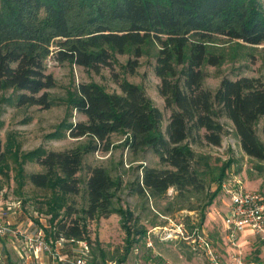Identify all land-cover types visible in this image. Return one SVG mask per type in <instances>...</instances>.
<instances>
[{
	"label": "trees",
	"instance_id": "16d2710c",
	"mask_svg": "<svg viewBox=\"0 0 264 264\" xmlns=\"http://www.w3.org/2000/svg\"><path fill=\"white\" fill-rule=\"evenodd\" d=\"M260 44L261 0H0V91L13 90L16 106L54 105L47 91L56 85L46 70L51 55L98 71L112 68L116 55L128 54L125 69L134 73L139 58L150 52L159 94L170 110L162 130V112L142 87L118 76L120 93L93 82L78 83L69 104L83 119L69 125V135L84 142L35 154L43 172L30 174L29 181L40 191L51 189L46 202L56 210L65 195L79 192L83 156L101 145L108 150L111 134L124 133L132 150L147 148L165 166H142L139 193L157 198L173 187L202 194L207 159L197 156L191 143L219 146L221 118L231 122L247 155L264 160V83L254 77H225L215 91L204 87L206 66L219 67L243 57L239 49ZM116 185L106 167H91L86 205L75 218L59 222L57 234L85 240L88 220L121 214L113 200ZM70 215L67 206L65 217Z\"/></svg>",
	"mask_w": 264,
	"mask_h": 264
},
{
	"label": "rangeland",
	"instance_id": "374dc122",
	"mask_svg": "<svg viewBox=\"0 0 264 264\" xmlns=\"http://www.w3.org/2000/svg\"><path fill=\"white\" fill-rule=\"evenodd\" d=\"M241 51L244 54L241 58L228 60L219 67L206 66L204 87L215 91L225 77H254L264 83V44L247 46L239 49ZM129 58L128 54L116 55L112 68L102 66L95 71L67 61L58 62L51 55L46 60V70L53 75L56 85L47 90L54 100V105L47 109L36 105L18 107L13 90L0 91V207L4 220L12 216L24 221L20 227L11 224L15 235L0 239V264H19L13 246L20 251L24 230L30 233L41 229L45 240L51 241L52 248L60 254H80L78 250L82 245L77 242L66 241L62 247L54 243L59 237L58 223L75 218L86 205L85 184L93 166L106 167L115 179L113 200L121 214L113 213L87 221L85 242L89 248V264H203L204 256L192 250L190 240L194 228L203 231L219 253H224L226 248L222 219L227 197L221 190L222 183L239 180L246 189L264 193V160L247 155L231 122L221 118L224 133L219 146L203 140L191 143L194 153L207 159L204 193L180 192L173 187L157 198L139 193L136 186L142 166H165L147 148L132 150L128 145V134L113 133L108 150L101 145L98 150L83 156L77 173L79 192L65 195L57 205L60 207L50 210L48 205L51 203L46 202V198H50L51 189L40 191L28 176L43 172L33 159L35 154L66 150L84 142L69 135V125L83 119L82 115L71 110L69 104L78 83L93 82L108 92L120 93L118 76L142 87L152 104L161 110V128L165 129L170 110L165 108L158 91L160 80L153 71V53L139 58L134 73L125 69ZM259 127L256 133L261 137ZM198 166L204 169L202 164L198 163ZM67 206L71 215L65 217ZM244 250L250 259L256 260L258 256L264 261L262 245L256 243L244 247Z\"/></svg>",
	"mask_w": 264,
	"mask_h": 264
},
{
	"label": "built area",
	"instance_id": "2783aa9c",
	"mask_svg": "<svg viewBox=\"0 0 264 264\" xmlns=\"http://www.w3.org/2000/svg\"><path fill=\"white\" fill-rule=\"evenodd\" d=\"M221 190L227 197L222 219L225 252L219 253L212 240L203 231L200 232L199 228H194L192 232V250L204 256L203 264H264L260 259H250L244 250V247L256 243L264 247V193L246 189L239 180L222 183ZM3 215V209L0 207V237L15 235L16 231L4 220ZM180 235L183 236L181 232ZM24 238L26 246L35 255L47 253L53 259L66 264H89V248L85 240L66 239L63 236L56 238L55 246L60 247L66 241L82 245L78 250L79 255L67 258L52 248V242L45 240L41 229H36Z\"/></svg>",
	"mask_w": 264,
	"mask_h": 264
},
{
	"label": "crops",
	"instance_id": "0c3cea01",
	"mask_svg": "<svg viewBox=\"0 0 264 264\" xmlns=\"http://www.w3.org/2000/svg\"><path fill=\"white\" fill-rule=\"evenodd\" d=\"M5 220L7 222H9L10 224H12V223L17 224V226H19V227L24 222L22 219H20V217H18V218L13 217L12 218V216H7L5 218ZM24 228H25V226H23V229ZM19 230H20V228H19ZM24 233H25L24 236H28V235L32 234V232L28 233V232H26V230H24ZM24 236H23V240L21 241V246H19L20 251H19V249H17L16 246H13V248L16 249V252L18 254V256H17L18 258H16V260L19 264H66V263L60 262L58 260H55L52 257H49V255L42 254V255L38 256V255L33 254L32 251L26 246ZM0 239H3V237H0ZM67 242H69V241H67ZM60 247H62V246H60ZM221 254H223V253H221ZM61 255L65 256L67 258L73 257L72 252L70 254L69 253H63ZM0 258H1V256H0Z\"/></svg>",
	"mask_w": 264,
	"mask_h": 264
}]
</instances>
